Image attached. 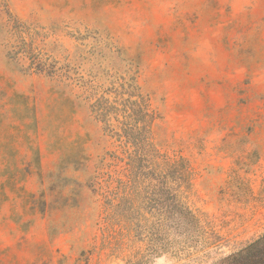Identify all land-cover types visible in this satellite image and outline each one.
<instances>
[{"label": "rangeland", "instance_id": "obj_1", "mask_svg": "<svg viewBox=\"0 0 264 264\" xmlns=\"http://www.w3.org/2000/svg\"><path fill=\"white\" fill-rule=\"evenodd\" d=\"M264 234V0H0V264H220Z\"/></svg>", "mask_w": 264, "mask_h": 264}, {"label": "trees", "instance_id": "obj_2", "mask_svg": "<svg viewBox=\"0 0 264 264\" xmlns=\"http://www.w3.org/2000/svg\"><path fill=\"white\" fill-rule=\"evenodd\" d=\"M220 264H264V234L225 257Z\"/></svg>", "mask_w": 264, "mask_h": 264}]
</instances>
